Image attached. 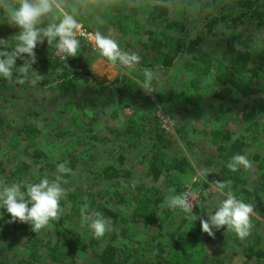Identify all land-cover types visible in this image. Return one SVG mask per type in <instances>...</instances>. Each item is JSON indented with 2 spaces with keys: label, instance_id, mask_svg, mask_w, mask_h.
<instances>
[{
  "label": "trees",
  "instance_id": "trees-1",
  "mask_svg": "<svg viewBox=\"0 0 264 264\" xmlns=\"http://www.w3.org/2000/svg\"><path fill=\"white\" fill-rule=\"evenodd\" d=\"M78 1L80 0H64L66 9L69 11L71 6H77ZM153 1L140 0L133 2L132 5L113 2L109 7L98 0L95 4L90 3V12L100 13V15L108 14L110 25L115 31L141 33L140 37L146 36L142 46L144 50H148L151 58L142 59L139 67L142 70L155 69L157 66L161 71H168L176 66L180 58L188 57L189 64L182 68L185 67L183 69L189 71V77L181 81L179 88L177 87V90H180L181 86L178 96L184 114H189L190 105L194 104L192 100L194 93L197 91V86L201 85L202 78L208 82L210 80L213 85L212 97L216 102L220 104L244 102L239 107L242 125L240 131L233 133L226 128L228 123L225 118L226 112L231 110L227 105L224 106L223 111L212 115L209 120L211 124L207 125L206 129L197 131V127H194L191 128V132L200 137V143H208L213 153L218 156L216 160H202L201 176L210 184L223 180L229 181L237 197L251 204L255 210L256 204L260 201V199L257 200V191L264 194V156L259 154L252 156V159L257 161L259 171L254 185L247 183V179L242 176L241 167L233 172L226 165L232 156L244 155L249 146V140L252 137L255 138L259 117L264 115V50L256 51L253 45L255 40L250 34L243 36L239 34V30L248 22L253 26L264 27V0H233L234 3H231L234 7L233 12L226 11L228 4L226 0ZM196 3L199 5V11L207 8L210 10V13L204 16L200 29L193 28L191 17L192 7ZM139 14L143 15L142 20H144L141 25L136 18ZM0 27L3 28L7 39H11L19 32V28L9 25L6 20L0 21ZM218 37L223 41L220 49H212L205 45L208 39ZM42 45L36 48L39 49ZM37 60L49 64L51 81L61 93L75 89L84 79L87 80L92 92L105 91L110 85L114 86L126 80V77L120 74L107 87H91L90 84L94 81L93 73L89 68L90 64L86 65L87 61H84V55L81 53L74 57H67L65 61L56 56L53 60H49L42 55H36ZM22 63L23 61H17L18 65ZM135 76L138 75L135 73ZM128 80L127 84L133 82L132 79ZM6 83L19 88L29 85V83L21 85L14 79L0 78V85ZM40 83L46 85L49 82L44 79ZM200 88L199 92L202 91ZM126 130L130 143L143 135L142 128L135 129L127 126ZM88 131L91 132L92 138L97 139L93 135V130L88 129ZM34 132L36 133L35 128L26 125L20 134H23L24 140L29 142V145H33L32 138L36 136L33 135ZM64 134L65 129H62L57 135ZM175 134L184 140L188 131L185 132L182 127H179L175 130ZM151 140L148 151L142 155V161L145 160L146 163L145 176L154 184L132 185L131 190L135 189L134 194L128 197L122 195L121 190L116 187V182L126 180L130 174L124 168L123 155L121 153L112 155V159L103 163L94 174V179L107 184L104 188L93 190L88 187H77L67 190L66 197L62 201V204L67 207V212L41 230H29L24 241V255L15 262L6 260L0 261V264H40L43 260H49L51 263L73 264L75 254L85 250L86 245L66 221L67 219L81 220V209L85 204L89 216L93 212L101 213L110 221L112 227L111 232L90 241V245L93 244L96 247V264H224V261L218 257L210 259L205 257V249L199 236V226L194 230L187 229L190 226L184 216L176 221L175 215L172 216L171 211L164 207L167 196L165 192H162L161 187L168 188L169 195H174V177L187 173L189 169L192 170L189 159L195 157L181 155L179 151H171L169 145L172 140L166 139L162 133L155 134ZM26 146L27 144L19 149L24 148L23 150L27 151ZM30 153L37 162L53 171H56L60 163H65L70 169L75 166L73 160L51 162L49 155L38 146L31 149ZM2 166L3 163L0 161L1 174L4 173ZM29 167L25 162H19L8 174L3 175V178L17 177L19 179ZM161 180L164 181L162 186L159 185ZM0 183H7V180H0ZM110 184L111 186L108 187ZM204 185L207 183L204 182ZM114 204L122 207L127 215L123 214L124 212L118 213ZM167 220L169 224L166 225ZM138 224L154 227L157 233L148 236L141 243V249L147 256L138 255L137 251H134L135 258L132 260L133 252L125 246L129 238L134 239L133 227ZM164 226L174 227L170 243L160 238V231ZM42 238H45V241ZM239 238L245 241V247L241 253L243 264H264V247L260 245V235L251 236L249 233L247 237ZM136 241L139 239L137 238ZM136 241L134 244L138 246Z\"/></svg>",
  "mask_w": 264,
  "mask_h": 264
},
{
  "label": "rangeland",
  "instance_id": "rangeland-1",
  "mask_svg": "<svg viewBox=\"0 0 264 264\" xmlns=\"http://www.w3.org/2000/svg\"><path fill=\"white\" fill-rule=\"evenodd\" d=\"M92 1L80 0L77 6H71L69 11L77 14L83 28L88 33L91 34L98 30L102 34L112 35L121 48L136 52L141 57L137 68L130 71L121 68L118 64L108 63L106 58H101L98 52H94L89 41L82 37L80 53L84 55V61H87L86 65L90 64L89 68L93 73L94 81L90 84L91 87H107L120 74L124 75L126 80L114 86L110 85L105 91L92 92L87 80L84 79L78 83L75 89L61 93L51 81L49 64L37 60L33 70L41 77L40 81L47 79L48 84L39 82L35 87L29 84L22 88L14 87L11 83L0 85V161L4 168V173L0 172V180L13 183L18 182L19 179L30 181L42 177L54 178L57 169L56 171L50 170L31 156V149L38 146L49 155L51 162L74 161L75 166L71 168V172L67 173L68 175L64 174L63 186L66 191L77 187L102 189L107 184L102 183L99 179H94V174L103 163L112 159V155L121 153L125 158L124 168L127 169L130 176L126 180L116 182V187L121 190L122 195L128 197L134 194L135 189L131 190L132 185L154 184L151 179L145 176L146 163L145 160L143 163L142 155L148 151L154 135L162 133L166 139L172 140L169 145L171 151H179L181 155L195 157L189 159L192 163H190L192 170L189 169L187 173L174 177L173 190L174 195L184 190H192L197 193L199 201L194 203L193 212L197 211L192 213L197 219L192 222L191 228L194 230L199 226V236L205 249V257L208 259L218 257L224 261V264H243L241 253L245 247V241L240 239L235 232L221 227L220 230L215 231L214 236H209L201 229L200 219H206L207 211L212 210L214 205L222 199L209 190L211 184L201 176L202 160H216L218 156L213 153L208 143H200V137L198 138L195 133H192L191 128L197 127V131L206 129L207 125L211 124L209 120L212 115L223 111L224 106L228 105L231 110L226 112L225 118L228 121L226 128L236 133L242 128L239 107L244 102L241 104L216 102L212 97L213 85L210 80L208 82L202 78L201 85L197 86V91L192 99L194 104L190 105L189 114H184L178 96L181 86L180 90H177V87L179 88L181 81L189 77V71L184 70L185 67L182 68L189 64L187 56L180 58L176 66L168 71H161L155 66V69H152L155 73L153 80L155 92L146 94L141 88L144 69L139 68L143 58H151V54L142 46V42L146 41V36L140 37L141 33L115 31L110 25L108 14L100 15V13L90 12V3L95 4L98 0ZM99 1L111 7L113 2L132 5L133 2L140 0ZM205 1L209 2L210 0H201V2ZM226 1L228 3L226 11L233 12L234 7L231 5L234 3L233 0ZM198 8L199 5L196 3L191 10L193 28L196 29H200L204 16L210 13L208 8L204 11H199ZM142 16L141 14L136 16L140 25L144 23ZM239 34L241 36L250 34L255 40L253 45L256 51L264 50V27L253 26L248 22L239 30ZM0 37L7 39L2 27H0ZM222 42V38H212L208 39L205 45L212 49H220ZM34 51L37 56L42 55L49 60H53L55 56L58 57L55 48L46 41ZM84 61L83 65H85ZM135 73L138 76H135ZM128 79H132L133 82L127 84ZM199 88L202 89L201 92H199ZM26 125L35 128L36 133L34 132L33 135L36 136L32 138L33 145H29V142L24 140L23 134H20ZM127 126L135 129L142 128V137L134 139L133 143H130ZM179 127H182L185 132L188 131L184 140L175 134V130ZM62 129H65V134L57 135L58 131ZM88 129L93 130V135L97 139L91 137V132ZM116 133L117 135H115ZM173 141L175 142L173 143ZM25 144H27V151H24V148L19 149ZM28 151L30 152L28 153ZM254 154L264 156V115H260L255 138L252 137L249 140V146L244 153L251 162V167L248 169L241 167L242 176L247 179V183L250 185H254V181L259 175L257 161L252 159ZM19 162L28 164L29 169L19 179L17 177L4 179L3 175L8 174ZM204 182L207 185H204ZM159 185H164V181L161 180ZM161 189L166 196L170 194L168 188L161 187ZM258 199L260 201L256 204V209L251 215L252 230L250 235H260L259 242L264 247V194L259 191H257ZM164 205L168 211H171L172 216L175 215L176 221L183 218L184 214L180 209H169L165 203ZM61 208L63 216L67 212V207L62 204V201ZM115 209L120 214L124 212L120 206H115ZM0 213H2L0 215V261L15 262L24 255V241L32 226L18 220L11 222V214L4 209H0ZM123 214L127 215L126 211ZM66 222L79 234L78 238L86 245L85 250L75 254L73 264H96V247L93 244L90 245V241L95 240L96 237L87 225H82L81 220L67 219ZM165 224H169V221L167 220ZM187 224L189 225V223ZM173 229L174 227L166 228L164 226L160 231L161 240L170 243ZM133 232L134 239L129 238L125 246L126 249L133 252L132 260L135 258L134 251H137L138 255L147 256L141 249V243L148 236L155 235L157 230L154 227L138 224L133 227ZM137 238L139 241H136ZM42 239L45 241V238ZM135 241L138 246L134 244ZM40 264L63 263H51L49 260H43Z\"/></svg>",
  "mask_w": 264,
  "mask_h": 264
},
{
  "label": "clouds",
  "instance_id": "clouds-1",
  "mask_svg": "<svg viewBox=\"0 0 264 264\" xmlns=\"http://www.w3.org/2000/svg\"><path fill=\"white\" fill-rule=\"evenodd\" d=\"M19 28L11 39L0 37V78L15 80L21 85L29 83L35 87L41 77L33 70L36 63L35 49L45 41L52 45L62 60L77 56L81 52V39L85 36L77 14L66 10L64 0H0V21ZM47 21V23H45ZM92 50L112 65L123 69H135L141 57L133 51H126L112 35L100 31L87 34ZM23 61L18 65L17 61ZM144 80L141 88L146 94L155 92L152 69L143 70ZM226 167L237 171L240 167L248 169L251 162L246 155L232 156ZM71 172L65 163L57 165V174L49 179L0 183V209L11 214V222L17 220L32 226L33 231L41 230L58 219L62 214L61 201L66 197L64 174ZM209 190L222 199L207 211V218L200 219L201 229L209 236L221 227L235 232L239 237L250 233L253 207L232 191L229 181L214 182ZM174 191V190H173ZM199 201L197 193L184 190L176 195H168L165 204L169 209H180L190 227L197 219L193 213L194 203ZM81 223L87 225L95 237H103L112 231L110 221L101 213L87 214V205L81 209ZM2 215V213H0Z\"/></svg>",
  "mask_w": 264,
  "mask_h": 264
},
{
  "label": "built area",
  "instance_id": "built-area-1",
  "mask_svg": "<svg viewBox=\"0 0 264 264\" xmlns=\"http://www.w3.org/2000/svg\"><path fill=\"white\" fill-rule=\"evenodd\" d=\"M83 31H84V34H85V38L87 37V34H90V33H88L87 31H86V29L85 28H83ZM87 39V38H86ZM59 58H60V56L59 55H57Z\"/></svg>",
  "mask_w": 264,
  "mask_h": 264
}]
</instances>
